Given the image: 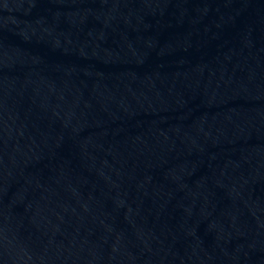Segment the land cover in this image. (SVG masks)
I'll return each mask as SVG.
<instances>
[{
  "label": "water",
  "instance_id": "95a60500",
  "mask_svg": "<svg viewBox=\"0 0 264 264\" xmlns=\"http://www.w3.org/2000/svg\"><path fill=\"white\" fill-rule=\"evenodd\" d=\"M0 264H264V0H0Z\"/></svg>",
  "mask_w": 264,
  "mask_h": 264
}]
</instances>
